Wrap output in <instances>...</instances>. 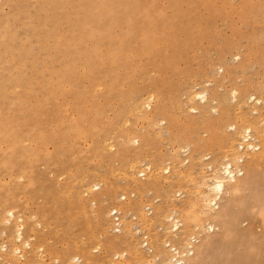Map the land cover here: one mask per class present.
Here are the masks:
<instances>
[{"label": "rangeland", "instance_id": "374dc122", "mask_svg": "<svg viewBox=\"0 0 264 264\" xmlns=\"http://www.w3.org/2000/svg\"><path fill=\"white\" fill-rule=\"evenodd\" d=\"M226 162L251 172L205 231ZM2 201L0 264H162L181 230L196 264H264V0H0Z\"/></svg>", "mask_w": 264, "mask_h": 264}, {"label": "bare ground", "instance_id": "6f19581e", "mask_svg": "<svg viewBox=\"0 0 264 264\" xmlns=\"http://www.w3.org/2000/svg\"><path fill=\"white\" fill-rule=\"evenodd\" d=\"M195 92V91H194ZM192 95V97H194L193 96V94H191ZM191 96H190V98H191V100L193 99L194 100V98H192ZM202 97L204 98L205 96L204 95H202ZM248 97H249V95H248ZM145 98V97H144ZM189 98V99H190ZM139 100V99H138ZM192 100V101H193ZM242 100H244V99H242ZM190 101V100H189ZM190 105V104H189ZM135 107V106H134ZM256 112V111H255ZM255 123V122H254ZM243 130V129H242ZM250 131H251V128L248 126V127H245L244 128V134L239 130V132H241L240 133V136L241 135H243V136H241L240 138L242 139V140H247L248 141V139L249 138H252L251 137V135H250ZM238 132V133H239ZM248 138V139H247ZM238 142H240V141H238ZM242 143V142H241ZM246 143V142H245ZM237 145V144H236ZM247 146L248 147H252V148H254V147H256L257 145L256 144H252V143H248L247 144ZM246 148V147H245ZM236 149V148H235ZM243 157H242V155H239V156H237L236 157V160L238 161V162H241L243 159H242ZM138 162V161H137ZM244 164V163H243ZM250 164H251V162L249 163V164H244L243 165V167L245 168H241V165L242 164H237L235 167H233V166H231V164L229 163V162H226V163H224L223 165H222V167H221V165H220V169L218 170V169H213L212 171H213V175H212V177L210 178V180H208L209 178H207V182L208 183H206L204 180H202V181H204L205 182V184H206V197H205V202H207V204L209 205V210L207 211V213H206V215H205V217H206V224H204L205 226H204V228H205V231H209L210 229L212 230V228L214 227V226H217L216 224H221L222 222H223V220H224V218H226V216H228L229 215V206H230V204H231V202H232V198L230 199V198H228L227 200V202L225 203V202H223V203H225V204H223V203H219L218 202V199H220V197H221V195H223V194H225L226 192H228L229 190H230V188L232 187V186H234L235 185V180H236V176L237 175H241V174H243L244 172L243 171H245L246 170V168H247V170L246 171H248V172H251V171H249V167H250ZM216 168V167H215ZM147 169V168H146ZM168 169V168H167ZM203 178V177H202ZM206 178V177H205ZM202 181H200V182H202ZM232 181H233V183H232ZM203 183V182H202ZM204 184V183H203ZM203 184H198V186L200 185V186H202ZM227 186V187H226ZM203 187H204V185H203ZM86 188V187H85ZM201 191V190H200ZM204 192V191H203ZM196 193V192H195ZM198 193H200V192H198ZM131 194V193H130ZM202 194V193H201ZM200 194V195H201ZM204 194V193H203ZM207 200V201H206ZM0 205H1V210H0V212H1V214H0V222L2 221V220H6V221H4V222H6V223H8V224H4V225H2V229L0 230V232L1 233H5L6 231L7 232H11L12 230V228H11V226L9 225V217L8 218H6V217H4L3 218V216H1L2 214H5L6 213V215L7 216H10V217H13V213H12V208L11 207H9L10 205H9V202H7V201H2V203H0ZM204 205V204H203ZM172 210H173V208H172ZM174 212L176 213L177 211L176 210H173L171 213H169L167 216H168V218L169 219H171L170 220V222H171V225H170V228H172V230L171 231H176L178 228H179V226L181 225V226H183V221L181 220V218H180V215L178 214V215H176V214H174ZM128 213V212H127ZM121 219H122V216H121ZM20 220V219H19ZM173 220V221H172ZM122 221V220H121ZM123 222V221H122ZM13 227H15V225L13 226ZM22 228V226L20 225V224H18L17 226H16V228H14V238L17 240V241H19L20 240V238H21V229ZM135 228V227H134ZM169 230V229H168ZM180 231V230H179ZM181 234H182V236H181ZM9 235H11V234H9ZM177 235V233H175L174 234V238H176L177 240H184V242H185V245L187 244V245H189V240L191 239V238H194V237H189V238H187V237H185V235L183 234V232H182V230L180 231V233H179V236H176ZM206 237L204 238V239H202V241H200V242H198L195 246H192V244L191 245H189V249L187 250V252H186V255H184V257L185 258H183V259H178V264H196V260H197V258L200 256V255H202L206 250H207V248H208V246L210 245V243H211V238L209 237V235H205ZM108 242H111V240H108ZM28 244L27 243V241H24V244ZM164 243V242H163ZM15 246V245H14ZM138 246V245H137ZM174 246V245H173ZM176 246V245H175ZM173 247V250L174 251H176V253L177 252H179L178 250V247ZM194 247V248H193ZM178 249V250H175V249ZM14 253H16V252H18V248H17V246H15L14 248ZM172 257H174V254L173 253H171V251H170V249H166L165 250V252L163 253V259H162V264H172ZM74 259H77L78 257L76 256V257H73ZM74 259H73V261H74ZM72 261V262H73ZM9 264V263H8ZM11 264V263H10ZM26 264H41V262H32V259H29L28 261H27V263Z\"/></svg>", "mask_w": 264, "mask_h": 264}, {"label": "built area", "instance_id": "2783aa9c", "mask_svg": "<svg viewBox=\"0 0 264 264\" xmlns=\"http://www.w3.org/2000/svg\"><path fill=\"white\" fill-rule=\"evenodd\" d=\"M121 199H124V196H120ZM121 211L113 206L110 207L108 209V222H109V230L112 233H119L122 227V219H121ZM135 227V225H134ZM138 231V230H137ZM138 235L140 236L139 239V244L141 246V248L145 249L147 252H150V247L147 243V237L146 235L143 233V231L139 230L138 231ZM193 237V236H191ZM191 241H189V245H191V242H193V238L190 239ZM165 247L170 248L171 253L174 254V257H172V264H178V259H183L184 255H186L187 250L190 248L189 245H185V247L182 250H178L177 248L175 250H178L179 252L176 253V251L173 250V246L172 244H170L169 241L165 242ZM176 247V246H175ZM72 264H83L81 262V259L78 257L77 259H74V261L72 262Z\"/></svg>", "mask_w": 264, "mask_h": 264}]
</instances>
